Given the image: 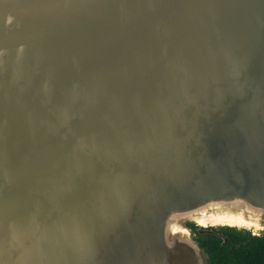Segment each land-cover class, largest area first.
Masks as SVG:
<instances>
[{"label": "water", "instance_id": "water-1", "mask_svg": "<svg viewBox=\"0 0 264 264\" xmlns=\"http://www.w3.org/2000/svg\"><path fill=\"white\" fill-rule=\"evenodd\" d=\"M190 224L264 230V0H0V264H209Z\"/></svg>", "mask_w": 264, "mask_h": 264}, {"label": "trees", "instance_id": "trees-1", "mask_svg": "<svg viewBox=\"0 0 264 264\" xmlns=\"http://www.w3.org/2000/svg\"><path fill=\"white\" fill-rule=\"evenodd\" d=\"M191 233L205 250L209 264H264V230L252 234L235 227L212 228L215 233H200L190 224Z\"/></svg>", "mask_w": 264, "mask_h": 264}, {"label": "bare ground", "instance_id": "bare-ground-1", "mask_svg": "<svg viewBox=\"0 0 264 264\" xmlns=\"http://www.w3.org/2000/svg\"><path fill=\"white\" fill-rule=\"evenodd\" d=\"M215 219H216V221L225 222V223H227L229 225L240 224V225H244V226H247V227L252 225V223L250 221H248L244 217L238 216V215H237V217H234L232 215H221L219 217L217 216ZM199 224L205 225V221L204 220H199ZM255 226H256L257 229H261V227L258 224H255Z\"/></svg>", "mask_w": 264, "mask_h": 264}, {"label": "rangeland", "instance_id": "rangeland-1", "mask_svg": "<svg viewBox=\"0 0 264 264\" xmlns=\"http://www.w3.org/2000/svg\"><path fill=\"white\" fill-rule=\"evenodd\" d=\"M252 231V230H251ZM255 233H258L257 231H255ZM260 233V232H259Z\"/></svg>", "mask_w": 264, "mask_h": 264}]
</instances>
